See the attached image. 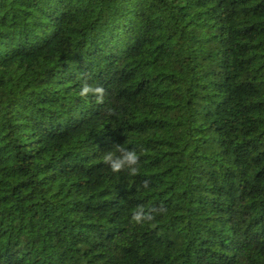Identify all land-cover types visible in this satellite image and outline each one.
Here are the masks:
<instances>
[{
  "label": "trees",
  "instance_id": "1",
  "mask_svg": "<svg viewBox=\"0 0 264 264\" xmlns=\"http://www.w3.org/2000/svg\"><path fill=\"white\" fill-rule=\"evenodd\" d=\"M0 264H264V0H0Z\"/></svg>",
  "mask_w": 264,
  "mask_h": 264
},
{
  "label": "clouds",
  "instance_id": "2",
  "mask_svg": "<svg viewBox=\"0 0 264 264\" xmlns=\"http://www.w3.org/2000/svg\"><path fill=\"white\" fill-rule=\"evenodd\" d=\"M105 88L101 85H92L85 79L82 81L79 96L81 98L94 97L97 104H104ZM108 115H115L114 110L108 109ZM102 162L111 169L113 173L126 172L130 176H136L140 173V156L134 149L123 146V144H114L111 150L105 151ZM143 187H149V181L143 182ZM167 213V208L152 207L145 209L143 205L136 208L131 214V222L137 225H143L146 222L154 221L157 215Z\"/></svg>",
  "mask_w": 264,
  "mask_h": 264
}]
</instances>
